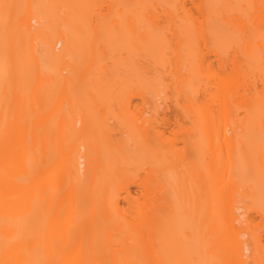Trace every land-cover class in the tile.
I'll use <instances>...</instances> for the list:
<instances>
[{"label": "bare ground", "instance_id": "6f19581e", "mask_svg": "<svg viewBox=\"0 0 264 264\" xmlns=\"http://www.w3.org/2000/svg\"><path fill=\"white\" fill-rule=\"evenodd\" d=\"M98 1L0 0V264L256 262L264 0Z\"/></svg>", "mask_w": 264, "mask_h": 264}, {"label": "rangeland", "instance_id": "374dc122", "mask_svg": "<svg viewBox=\"0 0 264 264\" xmlns=\"http://www.w3.org/2000/svg\"><path fill=\"white\" fill-rule=\"evenodd\" d=\"M108 2H110V1H107V0H99L98 2H96L97 3V5L96 6H98L99 8L98 9H94L93 8V13H96V14H94V16L95 15H97L98 14V17L100 16V15H109L110 14V10H111V8H110V10H109V5L110 4H108ZM95 3V4H96ZM95 6V5H94ZM96 8V7H95ZM100 10V12H98V11ZM193 12H195V10L193 11ZM103 13V14H102ZM108 13V14H107ZM96 17V16H95ZM94 17V19L96 20V18ZM97 19H99V18H97ZM100 19H101V17H100ZM61 47H62V45H61ZM60 48V47H59ZM233 49H230V52L229 51H227V61L228 62H226L227 63V65H226V67H225V69H222L223 67H220V65L218 64L219 63V61H217L216 59L214 60V64H215V66H216V68H218V71H219V74H226V76L229 74V72H231L232 70V68H230V67H233V66H231L230 65V63H232V62H230L231 61V59L233 58L232 56H233ZM229 52V53H228ZM235 53V52H234ZM235 55V54H234ZM212 56V57H211ZM210 57H211V59H214L215 58V56L214 55H210ZM225 59V58H224ZM226 60V59H225ZM224 62V63H225ZM219 65V66H218ZM223 66V65H222ZM224 66H225V64H224ZM225 77V76H224ZM259 83V82H258ZM260 84V83H259ZM258 85V84H257ZM260 86H263V85H261L260 84ZM260 86H258V89L257 90H259V87ZM262 88V87H261ZM260 88V89H261ZM122 93V92H121ZM120 95H122V94H120ZM119 95V96H120ZM118 96V95H117ZM114 100V99H113ZM113 100H112V102H113ZM238 100H241V99H238ZM115 101V100H114ZM102 106H105V107H102ZM102 106H98V109H99V107L100 108H104V110H101L102 112H106L107 110H114V109H116L117 107H118V104L116 103V102H114V103H109V104H103ZM107 108V109H106ZM97 109V110H98ZM106 110V111H105ZM99 111H100V109H99ZM98 111V112H99ZM98 112H96V113H98ZM94 113V112H93ZM99 113H101V112H99ZM95 114V113H94ZM219 179H222V178H219ZM218 179V180H219ZM226 179V178H225ZM132 191H133V193L135 194V195H137L139 198H140V201H143L144 200V198L142 197V191H141V188L139 187V186H134V187H132ZM226 194V193H225ZM225 194L223 193V194H221L219 197L221 198V196L222 195H224L225 196ZM237 195V194H236ZM239 195V194H238ZM224 196H222V198L224 197ZM241 197V202H239L240 204H243L242 202V199H243V197L242 196H240ZM239 197V198H240ZM220 198H218V199H220ZM221 198V199H222ZM227 198V194H226V196H225V201L227 200L226 199ZM224 199V198H223ZM223 199H222V201H223ZM235 200H236V197H235ZM237 201V200H236ZM239 201V200H238ZM237 201V202H238ZM245 201V200H244ZM247 201V200H246ZM250 201V200H249ZM217 202H219V201H217ZM216 202V204H218ZM221 204L222 203H225L224 201L223 202H220ZM245 203V202H244ZM252 204V203H251ZM125 205V204H124ZM224 204H222L221 206H223ZM246 205H248V204H246ZM126 206V205H125ZM249 206H250V204H249ZM246 207H248V206H246ZM251 207H253V205H251ZM251 207H248V208H251ZM254 207L256 208V205H254ZM251 208L248 212H246V210H245V208H243L244 209V212H241V213H248V215L246 216L245 215V218H250V220H251V224H249V226H248V230L249 231H251L252 233L254 232L255 234L257 233H260V232H262L263 230H264V220L262 219L263 217H261L259 214H257V209L255 210V208ZM223 208V207H222ZM254 209V210H253ZM242 210V209H241ZM131 211H128L127 213H130ZM237 212H240V211H237ZM263 234V238H264V231L262 232ZM220 240H222V238L220 239ZM226 241L227 240H223V244H225V245H227V243H226ZM228 242V241H227ZM263 243H264V240H263ZM219 244H222V242H219ZM223 244L220 246V249H218L220 252L222 251V246H223ZM264 245V244H263ZM258 260H260V261H258ZM216 261V260H215ZM217 263L219 262V261H216ZM217 263H215V264H217ZM221 263V262H220ZM264 264V249L262 250L261 249V251H260V253H259V259H257V261L256 262H252L251 264ZM214 264V263H213Z\"/></svg>", "mask_w": 264, "mask_h": 264}]
</instances>
